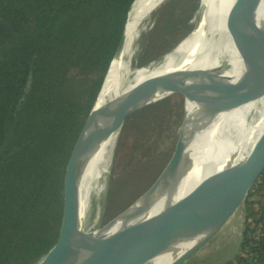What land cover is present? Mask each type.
<instances>
[{"label": "trees", "instance_id": "obj_1", "mask_svg": "<svg viewBox=\"0 0 264 264\" xmlns=\"http://www.w3.org/2000/svg\"><path fill=\"white\" fill-rule=\"evenodd\" d=\"M134 1L0 0V264H31L58 241L65 174L95 100L98 54ZM170 19L161 36L176 47L184 13L182 22ZM171 110L167 102L150 119L162 125ZM136 114L123 121L129 152L128 140L150 121ZM243 209L239 250L224 264H264L263 173Z\"/></svg>", "mask_w": 264, "mask_h": 264}, {"label": "bare ground", "instance_id": "obj_2", "mask_svg": "<svg viewBox=\"0 0 264 264\" xmlns=\"http://www.w3.org/2000/svg\"><path fill=\"white\" fill-rule=\"evenodd\" d=\"M223 1L229 10L227 32L257 58L264 71V0ZM166 2L170 11L185 9V37L158 70L142 84L132 87L118 102L117 88L125 76L132 44L146 22L143 19ZM217 40L216 30L199 0L134 1L104 52L102 92L74 146L65 174L64 217L59 242L41 258L42 264H83L104 258L120 243L161 186L205 152L235 115L249 111L243 69L226 58ZM166 99L177 106L175 120L179 138L153 181L117 211L94 237L91 230L99 219L100 192L124 118L130 113L155 110ZM247 159L248 155L238 152L228 161V166L236 169ZM101 176L99 194L92 207ZM237 206V203L232 204L221 221L224 222ZM198 212L188 211L184 216H195ZM86 227L89 231L82 238L83 249L76 237ZM200 243L176 250L174 257L178 261L187 259Z\"/></svg>", "mask_w": 264, "mask_h": 264}, {"label": "water", "instance_id": "obj_3", "mask_svg": "<svg viewBox=\"0 0 264 264\" xmlns=\"http://www.w3.org/2000/svg\"><path fill=\"white\" fill-rule=\"evenodd\" d=\"M199 2L216 30L218 47L224 50L228 60L237 62L243 69L244 90L250 103L249 111L235 115L228 127L213 139L205 152L161 186L129 226L120 243L109 254L97 262L86 261L83 264L186 263L236 214L248 192L264 171V71L257 58L240 42L233 40L227 32L229 10L227 11L226 2L223 0H199ZM168 5L169 3L166 2L158 6L143 19V22L170 11ZM129 11L109 33L99 51L96 94L90 114L93 113L103 88L104 52L117 27L126 20ZM238 152L248 155V159L240 167L231 169L228 161ZM101 181L102 176L98 182L92 207L99 194ZM235 203L238 205L237 211H233L224 222L221 221L223 214ZM192 210L199 212L195 216H184L186 212ZM103 226L92 228L94 237L101 233ZM88 231L86 227L84 232L77 233L76 241L80 248L84 249L82 238ZM58 242L59 238L56 244ZM197 242L201 243L187 256V259L178 261L174 257L176 250L186 249ZM56 244L31 264H42L41 258Z\"/></svg>", "mask_w": 264, "mask_h": 264}, {"label": "rangeland", "instance_id": "obj_4", "mask_svg": "<svg viewBox=\"0 0 264 264\" xmlns=\"http://www.w3.org/2000/svg\"><path fill=\"white\" fill-rule=\"evenodd\" d=\"M182 13H184L185 26V9H183L158 15L140 27L125 65V76L117 88L118 102L132 87L142 84L158 70L166 57L175 49L173 45L165 47L163 41L165 37L161 36L163 34L161 25L169 16H171L170 24L182 22L179 21ZM184 37L183 33V39ZM166 38L174 40L175 36ZM167 102L172 104L170 117L162 125L153 122L150 117H154V112ZM160 106L155 110L136 114L145 115L144 117L149 118L147 121L152 122L148 124L149 122L146 121L140 131L139 139L133 142L132 138L128 140L130 152L125 144L128 132H125L126 128H121L110 156L107 179L100 192L99 219L92 224L94 227L104 225L108 218L134 200L153 181L168 159L179 135L175 120L177 106L171 99H166ZM88 135L90 136L89 132ZM139 141L141 144L137 147ZM133 143L136 144L135 147ZM243 213L242 204L219 232L184 264H224L232 259L237 254L241 242Z\"/></svg>", "mask_w": 264, "mask_h": 264}, {"label": "built area", "instance_id": "obj_5", "mask_svg": "<svg viewBox=\"0 0 264 264\" xmlns=\"http://www.w3.org/2000/svg\"><path fill=\"white\" fill-rule=\"evenodd\" d=\"M263 174H264V171H263ZM243 219H244V213H243ZM243 227V226H242ZM242 234V233H241Z\"/></svg>", "mask_w": 264, "mask_h": 264}]
</instances>
